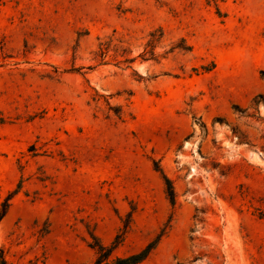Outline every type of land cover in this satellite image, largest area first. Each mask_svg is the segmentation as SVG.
Listing matches in <instances>:
<instances>
[{
	"label": "rangeland",
	"instance_id": "obj_1",
	"mask_svg": "<svg viewBox=\"0 0 264 264\" xmlns=\"http://www.w3.org/2000/svg\"><path fill=\"white\" fill-rule=\"evenodd\" d=\"M262 71L264 0H0L8 264H264Z\"/></svg>",
	"mask_w": 264,
	"mask_h": 264
},
{
	"label": "trees",
	"instance_id": "obj_2",
	"mask_svg": "<svg viewBox=\"0 0 264 264\" xmlns=\"http://www.w3.org/2000/svg\"><path fill=\"white\" fill-rule=\"evenodd\" d=\"M103 54H104V51L101 50L99 56H102ZM126 60H129V59H126ZM262 73H264V71H262ZM154 168L161 173L162 178L164 180L168 200L170 204L173 205L175 203V194H174L173 184L171 180L163 173L157 161H154ZM9 199L10 197L6 198L5 202L2 205V210L0 211V219L6 213V210L9 206V202H8ZM127 215H128V218L131 217V213H128ZM125 226L127 227V225ZM125 232H126V229L123 231L122 234H124ZM122 234L121 235L117 234L114 240H112L111 243L108 245L103 244L102 242L98 240L97 237H95L94 235H91V238L94 240V243L93 242L90 243V246L95 249L96 257L94 261L90 264H139L142 261H144L148 257V255L151 253V251L157 246L161 237L165 234V229H161L154 239L150 240L138 251L131 252V253H128L126 255H121V256L116 255L113 258H110L113 251L122 242L123 240ZM0 264H8L5 256L3 255V251L1 249H0Z\"/></svg>",
	"mask_w": 264,
	"mask_h": 264
}]
</instances>
